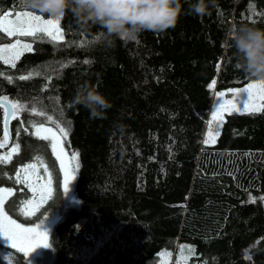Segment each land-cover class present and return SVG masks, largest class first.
I'll return each mask as SVG.
<instances>
[{"label": "trees", "instance_id": "1", "mask_svg": "<svg viewBox=\"0 0 264 264\" xmlns=\"http://www.w3.org/2000/svg\"><path fill=\"white\" fill-rule=\"evenodd\" d=\"M0 10L40 14L28 0H0ZM60 23L65 41L75 43L25 37L33 51L15 68L0 61V97L28 106L9 118L10 139L0 147L2 157L20 145L0 163V186L14 188L7 201L25 209L32 192L13 178L37 157L53 185L40 207L54 206L63 191L56 157L32 134L31 125L45 121L39 111L70 129L65 144L79 153L75 201L58 197L50 214L57 217L50 264H264V112L226 114L215 143H204L213 90L255 80L237 67L226 32L234 23L264 28V0H214L209 14L185 13L174 28L143 33L140 43L109 44L100 26L82 30L71 13ZM12 39L0 35V43ZM84 41L91 43L77 46ZM86 83L110 100L102 116L71 103ZM4 114L0 104V140ZM37 174L47 175L39 165ZM0 256L25 264L7 244L0 243Z\"/></svg>", "mask_w": 264, "mask_h": 264}, {"label": "snow or ice", "instance_id": "2", "mask_svg": "<svg viewBox=\"0 0 264 264\" xmlns=\"http://www.w3.org/2000/svg\"><path fill=\"white\" fill-rule=\"evenodd\" d=\"M15 15L16 19H9L8 17ZM6 34L8 37L23 36V37H46L54 44H60V42L65 41V29L61 27L60 20L54 18L45 19L42 14H34L31 11L12 13L0 10V35ZM95 40H99L100 37H95ZM75 43V42H66ZM90 41H84L82 44L77 46H87ZM24 51H33L31 43H24L21 40H16L14 44H4L0 45V61L4 64H10L11 67L15 68V61L20 58V55ZM74 63V61L72 62ZM83 63L88 64L89 61L85 60ZM68 64L62 65V67H67ZM219 68V65H218ZM35 75H40L39 72L34 73ZM33 73H29L28 76H19L18 79L25 80L30 78ZM11 81L12 77H7ZM216 85V80L214 79L209 85V89H213ZM236 95L237 99H241L244 93H248L247 99H243V103L240 107H237L233 100H222L226 93L220 91L216 93L218 98H221L222 102H218L215 111L212 113V120L216 122L215 132L210 129L208 132V137L204 140L205 144L214 142L219 136V129L224 122V112H264V81L253 80L246 87L239 89L229 90ZM57 97V101H58ZM7 102L11 105L10 111L7 116L10 118H16L17 115L26 110L28 106L9 100L7 96L0 97V103ZM31 112H37V109L31 108ZM38 115L45 117V121L41 122L38 126L32 124L31 127L35 129L34 134L39 139L46 141L51 149V154H54L56 160L60 163V169L63 172V179L59 186H62L64 191L67 192L68 187L72 180L75 179V171L77 166L71 165V160L66 162V152L64 148V143L67 142V137L69 135L70 129L67 127L60 126L56 121L52 120L51 116H47L45 111H39ZM51 121L53 127H46L45 123ZM211 124V122H210ZM55 128V130H54ZM27 131V129H20ZM10 139V134L5 128L3 140H0V147L4 146V143ZM20 145L15 144L13 151H18ZM72 158H79V153H72ZM37 163H30L24 165L21 168L16 177L13 179L19 181L21 185L26 182L32 187L33 191H36V183L41 179L38 173L39 171L46 173L47 175L43 177L48 181V185L51 184V172L49 171V166L39 157L36 158ZM11 161V154L0 157V163H6ZM55 164V161H53ZM36 177L34 181L32 178ZM42 189L39 196V201L36 207L39 208L45 202L46 197H50L52 194V189L45 185H40ZM13 194V188L10 187H0V235L7 238L10 247L12 249L18 250L20 252L32 253L36 248L40 246H50L49 233L46 230H40L42 226L26 228L23 224L17 223L16 220L9 216L8 212L5 211L6 196H11ZM264 200V197H261ZM255 198H253V202ZM11 203H15L14 201ZM34 214V213H30ZM188 249L189 253L194 252L191 246H184ZM188 257H185L187 259ZM250 259V257H249Z\"/></svg>", "mask_w": 264, "mask_h": 264}, {"label": "clouds", "instance_id": "3", "mask_svg": "<svg viewBox=\"0 0 264 264\" xmlns=\"http://www.w3.org/2000/svg\"><path fill=\"white\" fill-rule=\"evenodd\" d=\"M29 6L40 14L63 20L71 13L82 30L96 26L109 44L116 40L140 43L145 32L163 33L174 28L187 13L196 16L209 14L214 0H28ZM230 48L235 49L237 67L250 78L264 81V28L255 24H232L225 35ZM74 106L89 111L90 117L102 116L111 103L95 86H80L71 101Z\"/></svg>", "mask_w": 264, "mask_h": 264}, {"label": "rangeland", "instance_id": "4", "mask_svg": "<svg viewBox=\"0 0 264 264\" xmlns=\"http://www.w3.org/2000/svg\"><path fill=\"white\" fill-rule=\"evenodd\" d=\"M8 12L19 13L20 11L19 10H14V11L13 10H9ZM5 13H7V12L5 11ZM8 18L9 19H16L17 17L15 15H13V16H10ZM48 18H50V17H48ZM48 18H45V19H48ZM18 39L21 40L24 43H31V42H28L25 39V37H23V36H14L10 43L3 42V43H0V45L14 44L16 42V40H18ZM250 82H252V81H250ZM248 84L244 85L243 87H246ZM243 87H240V88H243ZM233 89H239V88H233ZM229 90H231V89H229ZM229 90L224 91L226 93V95H225V97L222 98V100H230L231 99V100H233V103H235L237 105V107H240L241 104L243 103V99H247L248 93H244L243 97L241 99H237L236 95L233 92L229 91ZM218 92H220V91L213 90V93H212V96H213L212 97V104H211V108H210V111H209V114H208V121H207L208 123H207V127H206V130H205L204 140L208 137V132H209L210 129L213 131V133L215 132L216 122L212 120V113H213V111H215L218 102H222L221 98H218L217 95H216V93H218ZM228 113H231V112H224V114H223L224 115V120L226 118V114H228ZM210 122H211V124H210ZM45 126L46 127H52V126H48V125H45ZM220 129H221V127H220ZM220 129H219V133H220ZM54 130H55V128H54ZM32 133H34V132H32ZM216 139H215V141H216ZM215 141L214 142H210L208 144H213V143H215ZM64 148H65V152H66V157H65L66 162H67V160L70 159L71 160V165L72 166H77L78 159L72 158V153H74V152L72 150H70L69 147L67 148L65 143H64ZM13 149H14V146H12L4 154V156L8 155V154H11V157H12V155H14L17 152V151H13ZM57 163H58L59 169H60V163H59L58 160H57ZM76 169H77V167H76ZM60 172H61V181H62L63 172H62L61 169H60ZM75 173H76V171H75ZM75 173H74V175H75ZM32 179L35 181L36 177H33ZM74 180L71 181L67 192H65L63 187L61 186V189L63 190L64 198H65V200L67 202H74L75 201V196L73 194L74 193L73 192ZM39 181H41L40 184H38ZM39 181H38V183H36V189H37L36 193L39 196H40L41 191H42V189L40 188V185L48 186V187H50L53 190V185L52 184L48 185V181L46 179H43V177H41V179ZM0 187L13 188L12 186H0ZM28 187H29V190H31L32 194H30V197L28 199L24 198L25 200H27L25 202V204H26L25 209L21 208L23 206V203H22V205L20 207H16V209H15V206H17L18 204L17 203H14V204L9 203L7 201L8 196H6L5 200L7 202L5 204V211L8 212L9 216H11L12 219L16 220L17 223H19V224H23L26 228L42 226L40 228V230L41 231L42 230H46L49 233V237H50V233L52 231V227H53L54 223L56 222L57 217H55V215H50V214H54L53 209H51L50 207H46V208L39 207L37 209V211H36L37 218L34 217V214H30V213H34V210L36 208V205H37L38 201H34V191H33L32 187H30L29 184H28ZM16 216L20 217L22 220L19 219ZM0 243L10 245L9 241L7 240V238L3 237L2 235H0ZM172 245H173V243H172ZM44 248H46V250L41 254V250L44 249ZM173 248L175 250L176 242L174 243V247ZM22 254H23V258H24L25 264H50V262H51V254H49L47 246H43L42 245V246L36 248L32 253L22 252ZM39 256H41V257H39ZM0 264H10V263H9V261H7L5 259L4 256H0Z\"/></svg>", "mask_w": 264, "mask_h": 264}, {"label": "flooded vegetation", "instance_id": "5", "mask_svg": "<svg viewBox=\"0 0 264 264\" xmlns=\"http://www.w3.org/2000/svg\"><path fill=\"white\" fill-rule=\"evenodd\" d=\"M38 197H39L38 194L36 193V191H34V200L37 201V200L39 199ZM58 197H59V200H60V201H64V194H63V191H62V193H61V191H60L59 195H57L56 197L53 198L54 206L50 207L51 209H53V211L57 210V207H58V206H55V203H56V200H57ZM48 199H49V197H46L45 201L47 202ZM54 224H55V223H54ZM53 226H54V225H53ZM52 228H53V227H52ZM50 234H51V233H50ZM48 242L50 243V237H49V241H48ZM47 247H49V246H47ZM45 250H46V248L42 249V250H41V254H42ZM48 251H49V250H48ZM49 254H50V253H49ZM39 257H41V256H39Z\"/></svg>", "mask_w": 264, "mask_h": 264}, {"label": "water", "instance_id": "6", "mask_svg": "<svg viewBox=\"0 0 264 264\" xmlns=\"http://www.w3.org/2000/svg\"><path fill=\"white\" fill-rule=\"evenodd\" d=\"M0 104H2V106L5 109L4 120H3L4 121V129L7 128V130H8V127H9V118L10 117L7 116V113L10 111L11 105L8 104L7 102H2Z\"/></svg>", "mask_w": 264, "mask_h": 264}]
</instances>
